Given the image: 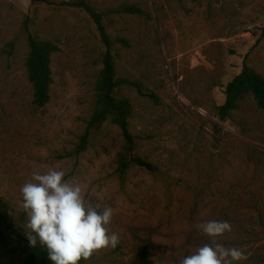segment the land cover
I'll list each match as a JSON object with an SVG mask.
<instances>
[{"label":"rangeland","instance_id":"rangeland-1","mask_svg":"<svg viewBox=\"0 0 264 264\" xmlns=\"http://www.w3.org/2000/svg\"><path fill=\"white\" fill-rule=\"evenodd\" d=\"M123 1L88 0L98 11ZM155 1L158 15L165 17L163 30L149 0L143 5L151 21L114 16L107 29L131 42L130 49L115 46L117 77L141 83L145 95L157 98L155 103L133 88L118 89L117 97L129 99L133 108V156L157 169L152 175L133 166L121 181L115 156L124 140L112 124L103 126L85 153L72 155L92 112L101 69L103 48L89 17L75 8L0 0V195L25 227L20 190L34 172L54 168L81 186L92 207H111L109 233H117L119 243L95 251L85 264H128L143 244L151 245L154 264H180L213 242L196 226L229 212L228 193L221 190L230 168L247 171V182L253 168H264V113L247 102V109L227 122L213 117L245 56L264 76V0ZM27 32L59 48L52 58L51 99L42 109L32 106L24 73ZM207 173L210 197L194 207L191 191L181 183ZM243 196L240 205L232 203L240 228L234 225L215 240L247 255L264 245V229ZM204 236L209 239L203 244ZM22 259L0 245V264H22Z\"/></svg>","mask_w":264,"mask_h":264},{"label":"trees","instance_id":"trees-1","mask_svg":"<svg viewBox=\"0 0 264 264\" xmlns=\"http://www.w3.org/2000/svg\"><path fill=\"white\" fill-rule=\"evenodd\" d=\"M29 1L33 5L60 6L82 11L89 17L103 48L100 60L101 69L94 84L92 112L85 121L82 133L77 137L72 155L78 157L85 153L89 146L98 140L103 126L109 123L120 131L124 140L123 147L115 156V171L118 178L121 181L124 180L133 166H139L152 175L157 173V169L152 163L133 156L136 144L129 130L133 108L129 99L117 97V93L118 89L123 86L133 88L139 96L149 98L155 103H157V98L153 94L145 95L141 83L117 77L114 59L115 46L130 49L131 42L122 36L112 37L107 30L113 23L112 17L114 16L140 17L145 21H151V13L145 7V2L143 5V0H124L118 6L98 11L90 5L88 0L60 3H55L52 0ZM149 1L157 12L155 18L157 27L159 30H163L162 22L165 17L158 15L156 1ZM27 24L26 22L24 26L26 27ZM26 49L27 54L23 67L26 81L30 85L31 104L35 109H42L51 99L52 58L58 53L59 48L56 43L40 39L35 34L27 32ZM246 57L243 59L240 73L225 87L223 104L214 109L213 117L220 123L229 121L234 114L243 113L247 109V102L254 105L256 110L264 113V76L247 63ZM241 171L238 166H232L225 187L222 190L219 189L223 193H228L226 208L229 212L221 215L217 220L228 221L231 227L237 225L240 228L232 203L240 205L242 193L255 213V220L264 229V168H253L251 170L253 178L249 182L245 177L247 171ZM210 176V173H207L200 176L201 178H196L194 182L181 183V188L186 187L191 191L194 207L210 197L209 192L212 189V183L209 181ZM25 228L23 219L17 218L10 212L9 206L0 195V245L10 247L13 252H19L23 257L22 264H51L45 248H41L39 245L36 247L30 245ZM207 237L204 236L201 239L203 244L207 243L209 239ZM209 243L212 242L209 241ZM150 248L151 245L148 244L138 247L128 264H154ZM245 256L247 259L241 264H264V245L254 248ZM79 264H85V260L82 259Z\"/></svg>","mask_w":264,"mask_h":264},{"label":"clouds","instance_id":"clouds-1","mask_svg":"<svg viewBox=\"0 0 264 264\" xmlns=\"http://www.w3.org/2000/svg\"><path fill=\"white\" fill-rule=\"evenodd\" d=\"M65 172L54 168L34 172L21 188L22 206L26 213V236L32 247L47 251L51 264H79L95 251L115 248L117 233H109L113 209L98 210L86 202L78 183L64 179ZM197 229L213 238L186 255L180 264H241L245 254L238 248L225 247L215 238L231 231L228 221L210 220Z\"/></svg>","mask_w":264,"mask_h":264}]
</instances>
